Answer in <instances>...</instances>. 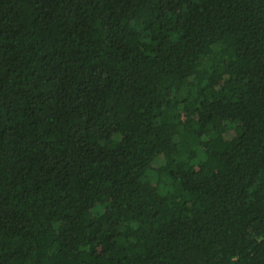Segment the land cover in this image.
<instances>
[{"label": "trees", "instance_id": "16d2710c", "mask_svg": "<svg viewBox=\"0 0 264 264\" xmlns=\"http://www.w3.org/2000/svg\"><path fill=\"white\" fill-rule=\"evenodd\" d=\"M0 264H264V0H0Z\"/></svg>", "mask_w": 264, "mask_h": 264}]
</instances>
